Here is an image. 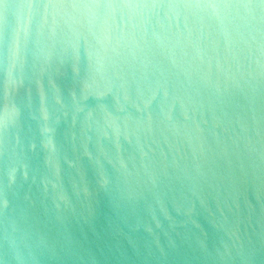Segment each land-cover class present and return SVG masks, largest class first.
<instances>
[{"label":"water","instance_id":"obj_1","mask_svg":"<svg viewBox=\"0 0 264 264\" xmlns=\"http://www.w3.org/2000/svg\"><path fill=\"white\" fill-rule=\"evenodd\" d=\"M0 264H264V0H0Z\"/></svg>","mask_w":264,"mask_h":264}]
</instances>
